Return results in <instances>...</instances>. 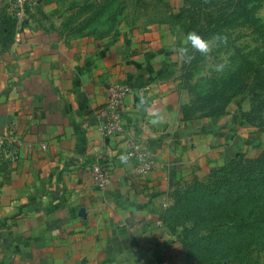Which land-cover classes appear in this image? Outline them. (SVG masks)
Here are the masks:
<instances>
[{
	"label": "crops",
	"instance_id": "obj_1",
	"mask_svg": "<svg viewBox=\"0 0 264 264\" xmlns=\"http://www.w3.org/2000/svg\"><path fill=\"white\" fill-rule=\"evenodd\" d=\"M53 8L29 0L13 39L0 20V137L13 127L18 140L0 149V264H195L165 223L171 193L261 136L242 118L249 106L243 98L220 116H183L184 63L170 50L178 29L187 34L183 10L103 34L74 31ZM111 83L132 91L126 131L103 137ZM131 141L155 156L150 173L128 156ZM94 163L110 172L104 190L88 173Z\"/></svg>",
	"mask_w": 264,
	"mask_h": 264
},
{
	"label": "rangeland",
	"instance_id": "obj_2",
	"mask_svg": "<svg viewBox=\"0 0 264 264\" xmlns=\"http://www.w3.org/2000/svg\"><path fill=\"white\" fill-rule=\"evenodd\" d=\"M196 1L198 13L201 14V25L197 33L208 37L223 32L228 35L229 40L227 47L214 52L212 61H206L197 53L193 54L191 64H184L183 82L190 100L182 105V113L187 112L189 117L220 116L225 114L232 102L243 101L244 98L249 109L242 115L252 112L253 115L261 116L264 114V0L245 1L237 10L235 0ZM193 2L195 1L53 0V9L66 13L63 24L73 27L74 31L101 30L103 34H109L123 23L126 28L135 27L138 23L152 21L175 9L190 8ZM9 5L10 0H5L1 10L9 13ZM244 9L246 12H243ZM224 59L229 61L233 70L226 74L213 71L212 63L222 62ZM256 127L261 136L243 148L235 158L233 172L238 177H257L261 175L259 172L264 171V130ZM257 194L261 195L259 192L250 193L249 200L242 205L235 204L232 209L233 216L242 219L244 227L229 221L217 223L219 231L217 239L213 241L226 246L222 253L228 254L230 251L233 254L217 264H264V200L261 198L259 202L252 203ZM195 207L186 210V213L194 214ZM189 223L194 226L193 221ZM210 233L204 227L199 229L197 237L208 241Z\"/></svg>",
	"mask_w": 264,
	"mask_h": 264
},
{
	"label": "trees",
	"instance_id": "obj_3",
	"mask_svg": "<svg viewBox=\"0 0 264 264\" xmlns=\"http://www.w3.org/2000/svg\"><path fill=\"white\" fill-rule=\"evenodd\" d=\"M194 1L190 8L183 9L188 14L189 19L187 32H197L201 25L199 19L201 14L197 10V1ZM245 1L260 0H235V10L240 5H244ZM243 12H246V10L244 9ZM0 20L2 32L11 35L10 39H13L16 33L17 19L10 16L3 9L0 11ZM183 109L185 110V107ZM183 116L185 118L189 117L185 111ZM207 116H219V114ZM242 118L264 130V114L260 116V114L253 115L252 112L244 113ZM235 160L216 167L206 179L177 184L171 193L173 202L166 210L165 223L173 232L180 229L184 253L187 258L194 259L195 264H217L222 259L232 257L233 254L229 253L230 251H228V254L222 253L226 250L225 245L213 241L217 239L219 231L217 223L229 221L232 224L244 227L243 220L234 217L232 214L234 205H242L250 199V193L255 192H259L261 195L257 194L252 203L259 202L261 198L264 200V171L259 172L261 175H257V177L244 178V175L238 177L233 172ZM252 182L253 185L251 186ZM254 187L256 190H254ZM193 206H196L193 211L194 214L186 213V210L191 209ZM189 221H193L194 226H191ZM204 227H206V230L211 231L208 241H203L197 237L199 229Z\"/></svg>",
	"mask_w": 264,
	"mask_h": 264
},
{
	"label": "built area",
	"instance_id": "obj_4",
	"mask_svg": "<svg viewBox=\"0 0 264 264\" xmlns=\"http://www.w3.org/2000/svg\"><path fill=\"white\" fill-rule=\"evenodd\" d=\"M29 0H10L9 15L17 21L23 19ZM132 87L128 84L111 83L107 87V100L105 106L99 111V131L103 137H111L122 134L126 131L123 119V102L126 96L131 93ZM18 143L15 137L14 128L10 127L7 133L0 137V149L13 144L12 149L16 150ZM128 156L136 161V169L139 173L147 174L155 168V156L149 151L144 143L131 141L128 149ZM88 173L94 178L98 189L104 190L111 182L109 170L94 163L88 168ZM165 264V263H162Z\"/></svg>",
	"mask_w": 264,
	"mask_h": 264
},
{
	"label": "clouds",
	"instance_id": "obj_5",
	"mask_svg": "<svg viewBox=\"0 0 264 264\" xmlns=\"http://www.w3.org/2000/svg\"><path fill=\"white\" fill-rule=\"evenodd\" d=\"M178 32L180 43L177 45L174 41L170 50L177 57V60L184 64H191L194 58L193 54L197 53L206 61H212L214 52L228 45L229 37L223 32H217L208 37L195 31L184 34L181 29H178ZM212 70L220 74H226L233 69L229 61L224 59L222 62H213ZM127 162L126 158L121 159V163L126 164Z\"/></svg>",
	"mask_w": 264,
	"mask_h": 264
},
{
	"label": "water",
	"instance_id": "obj_6",
	"mask_svg": "<svg viewBox=\"0 0 264 264\" xmlns=\"http://www.w3.org/2000/svg\"><path fill=\"white\" fill-rule=\"evenodd\" d=\"M154 120H156V119H154ZM154 123H157L158 126L161 127V124L157 120L154 121ZM80 213L83 214L84 213V209H81Z\"/></svg>",
	"mask_w": 264,
	"mask_h": 264
}]
</instances>
